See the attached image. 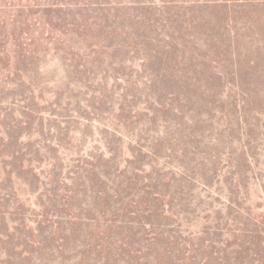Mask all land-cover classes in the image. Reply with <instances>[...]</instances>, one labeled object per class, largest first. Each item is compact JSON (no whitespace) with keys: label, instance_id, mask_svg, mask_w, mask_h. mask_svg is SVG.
I'll list each match as a JSON object with an SVG mask.
<instances>
[{"label":"rangeland","instance_id":"1","mask_svg":"<svg viewBox=\"0 0 264 264\" xmlns=\"http://www.w3.org/2000/svg\"><path fill=\"white\" fill-rule=\"evenodd\" d=\"M94 1L51 8L79 34L40 28L25 73L0 67V264H264V4ZM190 15L215 37L199 83L162 76L190 72L181 46L141 68L143 37Z\"/></svg>","mask_w":264,"mask_h":264},{"label":"trees","instance_id":"2","mask_svg":"<svg viewBox=\"0 0 264 264\" xmlns=\"http://www.w3.org/2000/svg\"><path fill=\"white\" fill-rule=\"evenodd\" d=\"M20 0H0V67H5L6 66V61L8 63L9 62V57L11 58V56L13 58H16V63L15 61L12 63L13 65V70L10 71V75H17V72H24V68H19L17 66V62H19V58H23V60L26 59H36L38 60V57L40 56V54L46 50L44 49H39L37 48L34 44L35 42L41 38V36L43 35V31L41 30L44 27H49L52 31L53 30H59L60 34H73V33H77L79 34V32H77L78 29V25H76L75 20L73 18H71L70 21H65V17L64 16H52L50 15V10L51 8H57L60 6H63L65 4H70L73 3L75 5H89L91 2H89V0H80L79 2H74V0H25V4L24 6L20 5L19 3ZM154 1L155 0H137L135 1L136 4L139 2L140 4H142V6H153L154 5ZM162 1V3L165 4H175L177 1L179 0H160ZM182 1V0H181ZM184 1V0H183ZM209 0H189V3L192 5H199L202 3H205ZM216 2H223V4L228 3V1L232 2L234 0H215ZM256 1V3H255ZM70 2V3H69ZM121 2V1H120ZM240 2L243 5H248V6H253L256 4H264L263 1L261 0H240ZM93 3H95L97 6L99 7H105V6H111L114 5L116 3H119V1L116 2H112L109 1L107 2L106 0H102V1H94ZM255 3V4H254ZM120 4V3H119ZM123 5V3L121 4ZM6 9L10 10V9H15L16 12H13L9 15L8 20H4L3 16H1L2 12H5ZM27 10V11H26ZM40 11V13H39ZM25 12V13H24ZM33 15H38L37 17L31 18L30 16L33 17ZM58 21L60 23H58ZM67 23V24H66ZM37 24V25H36ZM185 26L182 25H175L174 26H169V24H165L164 26H167L166 30H164L163 32V38H161V40H158L156 37L153 36H149V38L147 36H144L143 38H146L147 41L145 42V46H146V51L142 50V52L144 53V57L141 59V68L143 67V69H147L151 71V64L147 63V57H149V55L153 54V55H169V54H174L175 50L178 49V46H181V48L183 50H181L179 52V54H175V56H179L180 58H185V56H187L188 61L190 63L191 67L190 68V72H189V65L187 64L186 67L184 68V74H177L178 72H176V67L174 66H169L166 65L164 67L162 76L168 77L172 80H176V82H179L181 84H183V86L187 85L186 81H190L193 84L195 83H199V81L201 80V77L203 76H199L200 75V71L197 67L194 66V64L196 65V61H195V57L199 56L200 58H202L203 60L206 58L205 57V53H202L198 47L201 46H206V48H211L212 47V42L215 40V37L212 39L207 38H200L196 36V33L199 31V35L202 34L201 32V28L202 26L199 25V23H196L195 18L193 16H189V19L187 22H185ZM33 26H38L39 28L37 30H35V32H31L32 27ZM8 27V28H7ZM85 27V24H84ZM132 28V26H130ZM184 29L183 34H186L188 36L187 40H182L177 34H181V32L179 31V28ZM185 27V28H184ZM234 27V26H233ZM41 28V29H40ZM37 34L39 36H37ZM211 36V35H208ZM190 39V40H189ZM8 40L11 42V46L12 48L7 49L6 46V42H8ZM157 40V42H156ZM155 42V43H154ZM94 46H96V44H94ZM62 49V48H59ZM70 51V50H69ZM72 52V51H71ZM98 52V51H96ZM2 56L6 57L7 60H3ZM160 70L155 69L154 71H152L151 74H149L146 77L147 83L149 84L148 86L150 87L151 84L155 81V80H159L160 77ZM188 73V74H187ZM220 75H222L221 72H218ZM189 75V76H186ZM8 77V76H7ZM184 80V81H181ZM189 84V83H188ZM183 88H188V89H203L202 84H199L197 86H193V87H183ZM242 92H244V94H247L246 88H240ZM15 92V91H14ZM30 92V96L26 97L25 99L29 100L30 98H32L31 100L34 99V93H32V90H29ZM177 94L176 92H174V90L169 91V95L173 96ZM24 99V101H25ZM153 101L157 104L160 103V100L157 96L152 98ZM246 101L243 100L242 104L240 106H242L244 103H247V98H244ZM55 103L57 104V102L55 101ZM25 109H23L24 111L22 112V116H30V112H32V110L29 111L27 106H24ZM21 122V121H20ZM23 123H26L25 121H22ZM4 131L6 133V137L10 140H12V134L4 128ZM12 141L9 142V144H11ZM135 144H138V142L135 140ZM20 151L18 149H15L13 152H10V155L16 156L17 153H19ZM153 153H155V151H153ZM133 157V154H130ZM16 158V157H14ZM135 170H143L142 168L139 167H134ZM134 178H137V175L134 174ZM202 178L205 180V178L202 176ZM25 182L27 180H24Z\"/></svg>","mask_w":264,"mask_h":264}]
</instances>
